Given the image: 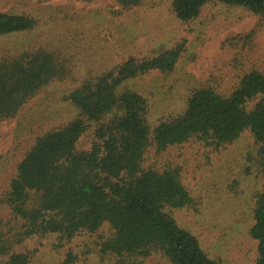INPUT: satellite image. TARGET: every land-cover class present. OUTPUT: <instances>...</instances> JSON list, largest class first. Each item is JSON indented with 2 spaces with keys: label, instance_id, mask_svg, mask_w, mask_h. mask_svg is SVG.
Instances as JSON below:
<instances>
[{
  "label": "trees",
  "instance_id": "16d2710c",
  "mask_svg": "<svg viewBox=\"0 0 264 264\" xmlns=\"http://www.w3.org/2000/svg\"><path fill=\"white\" fill-rule=\"evenodd\" d=\"M115 1L124 10L144 2ZM211 3L242 8L264 21V0H172L171 10L178 21L187 22ZM36 26L37 20L25 13L0 12V36ZM179 52L130 57L82 79L61 97L75 116L35 138L0 195V264H31L34 250L18 249L31 239H55L62 246L78 235H95L104 225L111 233L96 241L92 252L100 261L220 264L174 218L175 211L196 205L180 168L148 163V156L160 158L189 142L220 152L244 133L256 146L254 167L262 183L253 196L248 237L256 243L254 264H264V72L248 71L227 93L207 83L191 88L180 112L154 122L149 101L130 85L152 72L170 74ZM67 75L66 60L40 46L3 55L0 122L15 118ZM89 132V147L79 148ZM154 257L159 263H150ZM57 264H78V256L68 251Z\"/></svg>",
  "mask_w": 264,
  "mask_h": 264
},
{
  "label": "rangeland",
  "instance_id": "374dc122",
  "mask_svg": "<svg viewBox=\"0 0 264 264\" xmlns=\"http://www.w3.org/2000/svg\"><path fill=\"white\" fill-rule=\"evenodd\" d=\"M171 2L144 0L124 10L115 0H0V12L25 13L37 20L30 32L0 36V58L40 46L68 66L63 82L51 84L15 118L0 122V195L35 138L75 116L61 97L86 77L130 57L140 60L179 48L170 74L152 72L130 85L147 98L155 122L180 112L191 88L207 83L227 93L248 71L264 72V21L242 8L211 3L196 19L180 22ZM90 142L89 132L78 147L87 149ZM255 151L253 139L244 133L220 152L189 142L160 158L148 156V163L180 168L196 205L175 211L174 218L220 264H254L256 258V243L248 237L253 196L262 187ZM110 233L104 225L95 235L81 234L62 246L55 239H31L18 249L34 250L31 264H57L68 251L78 256V264H109L92 252L94 243ZM157 259L150 263H159Z\"/></svg>",
  "mask_w": 264,
  "mask_h": 264
}]
</instances>
